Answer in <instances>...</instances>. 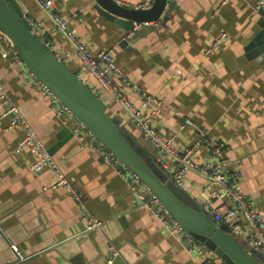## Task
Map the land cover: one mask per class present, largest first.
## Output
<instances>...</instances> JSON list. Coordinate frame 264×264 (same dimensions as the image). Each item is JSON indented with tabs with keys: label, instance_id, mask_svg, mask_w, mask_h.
<instances>
[{
	"label": "crops",
	"instance_id": "0c3cea01",
	"mask_svg": "<svg viewBox=\"0 0 264 264\" xmlns=\"http://www.w3.org/2000/svg\"><path fill=\"white\" fill-rule=\"evenodd\" d=\"M152 1L118 0L130 7ZM261 1L176 0V9L164 21L128 45H120L125 32L99 12L95 0H55V11L92 51L112 49L130 87L127 96L136 105L148 99L144 114L161 135L175 136L176 146L184 149L199 137V128L207 140L194 149L197 162L211 159L209 142L225 145L232 169L236 160L242 161V188L264 226V53L255 41ZM22 2L26 18L40 25L43 39L106 101L111 116L125 125L142 152L161 162L155 144L131 122L126 105L82 64L74 42L57 30L37 0ZM222 32L227 36L214 45ZM0 81L57 165L33 169L32 151L17 150L21 128L10 127V117L0 118V264H201L104 161L97 145L76 128L77 121L57 115L53 100L42 93L27 67L1 51ZM175 167L167 161L166 168L174 172ZM60 174L86 209L104 222L101 229L83 235L87 221L79 200L63 185L52 187ZM181 186L210 212L211 203L220 207L227 201L212 195L208 178L198 170H189ZM234 220L242 226L236 238L264 259L246 241L251 229L245 217ZM113 242L119 250L114 257Z\"/></svg>",
	"mask_w": 264,
	"mask_h": 264
},
{
	"label": "water",
	"instance_id": "95a60500",
	"mask_svg": "<svg viewBox=\"0 0 264 264\" xmlns=\"http://www.w3.org/2000/svg\"><path fill=\"white\" fill-rule=\"evenodd\" d=\"M95 2L99 12L125 32L120 45L134 42L137 36L146 34L156 23L164 21L170 10L176 9V0H153L151 5L143 7L125 6L118 0ZM261 2L257 8L260 30L255 41L258 51L264 53V2ZM25 8L22 0H0V29L12 39L27 69L73 112L86 130L79 123L76 128L84 131L93 145L101 140L159 198L170 216L228 264H264V259L241 243L226 222H218L212 212L185 193L171 170L159 159L142 152L125 130V125L111 116L106 101L33 30L25 16ZM117 82L125 91L130 90L124 81L117 78ZM188 125L195 128L193 124ZM122 164L117 168L123 170ZM183 240L189 244L188 240ZM11 248L20 258L13 244Z\"/></svg>",
	"mask_w": 264,
	"mask_h": 264
},
{
	"label": "built area",
	"instance_id": "2783aa9c",
	"mask_svg": "<svg viewBox=\"0 0 264 264\" xmlns=\"http://www.w3.org/2000/svg\"><path fill=\"white\" fill-rule=\"evenodd\" d=\"M42 8L46 10L48 15L53 19L57 30L63 32L75 44L76 54L82 61V64L94 75L98 82L106 90L112 92L118 101H121L130 110L131 122L144 132L150 140L155 144L158 153L160 154L161 162L164 167H167V161L174 162L176 167L174 169L175 180L181 184L183 177L189 170H198L206 175L209 181V188H211L212 195L217 199L225 198L227 201L220 207H216L211 203V211L214 218L218 222H226L232 233L236 236L241 230L242 226L238 221H235L239 215H243L246 219L247 225L251 231L247 236V243L250 248L258 251L264 258V226L262 224V216L257 207L246 196L242 188L240 167L241 160H236V167L232 169L231 161L226 157V147L222 142H209L211 147V159L197 162L193 152L207 140V136L199 130V137L189 147L181 149L176 146L175 136L164 137L152 124L150 116L144 114V110L148 106V99L143 101L140 105H136L126 94L125 89L117 82V78L125 81L124 72L116 62L112 49H103L94 52L89 45L79 39L76 29L70 22L55 11V0H37ZM137 25L136 27H138ZM33 30L40 34V25L32 24ZM132 33H130L131 35ZM41 35V34H40ZM227 36L222 32L215 41L214 45L218 46L219 42ZM49 45L50 43L47 42ZM51 46V45H50ZM0 51L2 56L7 57L12 54L15 60L23 63L18 53V48L15 46L12 39L0 29ZM29 71V70H28ZM33 79L39 84L44 95L49 96L56 105V113L65 121L74 118L80 127H84L83 123L73 114V112L64 105L60 99L31 71H29ZM125 85H128L125 83ZM10 117V127H20L22 130L21 138L17 144V150H24L29 148L34 155V162L32 168L40 171L46 166L57 167L51 152L46 145L39 138L29 122L20 112L16 103L8 94L6 88L0 81V118ZM185 121L190 124L194 122L190 118H185ZM93 136V135H92ZM98 150L102 153L104 161L117 169L120 176L128 182L132 189L136 192L138 198L149 210L162 222L166 230L181 237V239L188 240L190 249L200 258L201 264H228L223 258L214 255L213 250L208 249L201 241L196 239L189 231H187L176 219L170 216L159 200V198L152 193L147 185L142 182L139 176L134 173L127 166L122 164L120 159L101 141L97 140ZM167 158L168 160H164ZM119 164L123 165V170L118 169ZM168 169V168H167ZM63 185L68 191L79 200L80 206L83 209V215L87 221V226L83 231V235L91 230H99L102 228L104 222L98 217L94 216L86 209L84 203L80 199L72 184L62 175H59L58 180L52 187ZM20 258H24L23 254L17 249ZM112 257L119 254L118 249L110 244ZM109 259L108 262H111Z\"/></svg>",
	"mask_w": 264,
	"mask_h": 264
},
{
	"label": "rangeland",
	"instance_id": "374dc122",
	"mask_svg": "<svg viewBox=\"0 0 264 264\" xmlns=\"http://www.w3.org/2000/svg\"><path fill=\"white\" fill-rule=\"evenodd\" d=\"M247 247V246H246ZM248 248V247H247ZM249 249V248H248Z\"/></svg>",
	"mask_w": 264,
	"mask_h": 264
},
{
	"label": "trees",
	"instance_id": "16d2710c",
	"mask_svg": "<svg viewBox=\"0 0 264 264\" xmlns=\"http://www.w3.org/2000/svg\"><path fill=\"white\" fill-rule=\"evenodd\" d=\"M65 62V61H64ZM67 64V63H66Z\"/></svg>",
	"mask_w": 264,
	"mask_h": 264
}]
</instances>
